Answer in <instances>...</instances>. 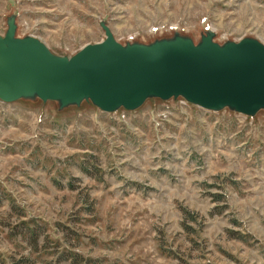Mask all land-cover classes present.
<instances>
[{
  "label": "rangeland",
  "instance_id": "obj_1",
  "mask_svg": "<svg viewBox=\"0 0 264 264\" xmlns=\"http://www.w3.org/2000/svg\"><path fill=\"white\" fill-rule=\"evenodd\" d=\"M14 15L66 57L101 21L121 43L264 42V0H0L1 36ZM58 107L0 101V264H264V110Z\"/></svg>",
  "mask_w": 264,
  "mask_h": 264
},
{
  "label": "water",
  "instance_id": "obj_2",
  "mask_svg": "<svg viewBox=\"0 0 264 264\" xmlns=\"http://www.w3.org/2000/svg\"><path fill=\"white\" fill-rule=\"evenodd\" d=\"M15 18L0 35L2 103L39 99L63 109L86 101L108 114L181 97L210 112L228 108L251 117L264 110V42L256 38L220 44L208 30L196 43L179 32L121 43L101 21L105 39L66 57L35 36H17Z\"/></svg>",
  "mask_w": 264,
  "mask_h": 264
},
{
  "label": "trees",
  "instance_id": "obj_3",
  "mask_svg": "<svg viewBox=\"0 0 264 264\" xmlns=\"http://www.w3.org/2000/svg\"><path fill=\"white\" fill-rule=\"evenodd\" d=\"M39 236H40V234L33 231L32 229L31 230L29 229L27 232H25L23 238H25V240H27V244L30 245V247L34 251H37L39 248V243H38V237Z\"/></svg>",
  "mask_w": 264,
  "mask_h": 264
}]
</instances>
